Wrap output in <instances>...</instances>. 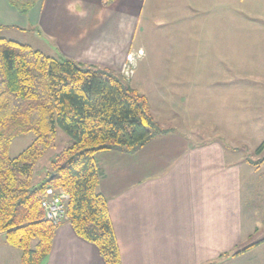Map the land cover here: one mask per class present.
Here are the masks:
<instances>
[{"label": "crops", "instance_id": "crops-1", "mask_svg": "<svg viewBox=\"0 0 264 264\" xmlns=\"http://www.w3.org/2000/svg\"><path fill=\"white\" fill-rule=\"evenodd\" d=\"M207 7L201 0H0V25L7 39L57 52L47 56L119 73L142 19L172 20L185 33L195 17L211 16ZM142 63L133 69L130 85L146 97L151 113L150 96L158 100L155 114L171 123L173 116L186 115L184 102L195 84L207 90L213 86L207 83H216L202 76L194 80L186 60ZM196 141L171 127L134 154L95 157L103 172L97 190L107 205L119 264H264V240L251 241L257 224L246 219L243 205L254 199L249 167L221 139ZM18 257L0 240V263L19 264ZM42 264L106 263L63 222Z\"/></svg>", "mask_w": 264, "mask_h": 264}, {"label": "trees", "instance_id": "trees-1", "mask_svg": "<svg viewBox=\"0 0 264 264\" xmlns=\"http://www.w3.org/2000/svg\"><path fill=\"white\" fill-rule=\"evenodd\" d=\"M56 127L72 143L34 185L33 168L51 147ZM168 132L153 119L146 97L118 73L50 57L0 34V234L21 252V264H42L50 253L57 226L41 208L47 188L67 194L64 222L74 233L95 246L106 264H119L107 205L97 190L103 172L95 157L134 154ZM30 133L32 143L11 158L12 140ZM263 149L264 140L256 153Z\"/></svg>", "mask_w": 264, "mask_h": 264}, {"label": "rangeland", "instance_id": "rangeland-1", "mask_svg": "<svg viewBox=\"0 0 264 264\" xmlns=\"http://www.w3.org/2000/svg\"><path fill=\"white\" fill-rule=\"evenodd\" d=\"M201 1L208 6L207 11L211 16L195 17L194 27L185 33L184 29L179 28L181 25L174 24L172 20L160 22L152 18L142 19L130 35L131 52L128 56H131L132 63L128 66L127 76L121 73L122 68L118 74L130 84L136 64L142 65L143 61L144 65H156L157 62L172 64L170 62L177 61L178 65L179 61L186 60L194 80L202 76L216 81L207 83L213 84L207 90L206 84H195L189 93L191 98L184 102L189 105L186 115L173 116L175 122H169L168 116L155 114L160 103L152 96L149 99L153 114L150 113L161 129L171 130V127H176L181 133H189L194 141L198 140L196 142L221 139L239 152L242 164L248 166L252 174L250 184L254 199L247 205L246 202L243 204L247 211L246 219L257 224L251 241H262L264 162L261 160L264 158V149L259 154L256 149L264 140V0ZM0 34L3 36L4 33ZM24 38L18 35L20 41H24ZM34 38L39 41V38ZM196 47L200 49L196 50ZM40 51L45 55H57L56 51L48 52L45 48ZM143 91L144 88L140 90ZM33 140L31 133L13 139L9 146V156L16 157ZM71 143V138L56 127L51 147L42 154L33 168L34 185L42 181L54 158ZM253 224L252 227L255 226ZM0 240L8 246L4 234H0ZM12 249L19 256L21 264V252ZM261 255L264 258V254Z\"/></svg>", "mask_w": 264, "mask_h": 264}, {"label": "built area", "instance_id": "built-area-1", "mask_svg": "<svg viewBox=\"0 0 264 264\" xmlns=\"http://www.w3.org/2000/svg\"><path fill=\"white\" fill-rule=\"evenodd\" d=\"M131 56H127L126 64L122 66L121 73L127 76L128 66H131ZM68 200L67 194L62 191H55L52 188H47L44 191L41 208L44 213V219L51 224L58 226L66 220L65 203Z\"/></svg>", "mask_w": 264, "mask_h": 264}, {"label": "clouds", "instance_id": "clouds-1", "mask_svg": "<svg viewBox=\"0 0 264 264\" xmlns=\"http://www.w3.org/2000/svg\"><path fill=\"white\" fill-rule=\"evenodd\" d=\"M78 9V5L75 6ZM74 8V5H69V10L72 11ZM77 14L81 17H83L86 13L82 9H78Z\"/></svg>", "mask_w": 264, "mask_h": 264}]
</instances>
